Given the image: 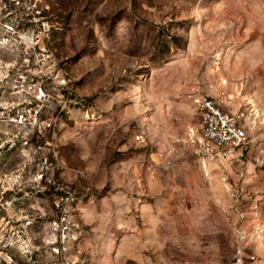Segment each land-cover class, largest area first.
<instances>
[{"label": "rangeland", "instance_id": "rangeland-1", "mask_svg": "<svg viewBox=\"0 0 264 264\" xmlns=\"http://www.w3.org/2000/svg\"><path fill=\"white\" fill-rule=\"evenodd\" d=\"M195 81L264 132V0H0V264H264L252 192L221 232L181 234L216 211Z\"/></svg>", "mask_w": 264, "mask_h": 264}, {"label": "built area", "instance_id": "built-area-1", "mask_svg": "<svg viewBox=\"0 0 264 264\" xmlns=\"http://www.w3.org/2000/svg\"><path fill=\"white\" fill-rule=\"evenodd\" d=\"M186 98L199 116L195 129L188 133L189 144L196 161L207 169L209 162L219 165L242 159L251 143L249 131L258 124L259 117L254 109H233V98L225 91L222 83L207 82L201 85L192 82L186 91ZM258 120V121H257ZM136 142L143 141L142 134H136ZM162 150L156 156H162ZM242 241V235H238ZM242 247L238 246L236 260H241Z\"/></svg>", "mask_w": 264, "mask_h": 264}, {"label": "crops", "instance_id": "crops-1", "mask_svg": "<svg viewBox=\"0 0 264 264\" xmlns=\"http://www.w3.org/2000/svg\"><path fill=\"white\" fill-rule=\"evenodd\" d=\"M242 103L239 102V105ZM249 134L251 143L242 159H234L231 161L232 164H226L223 168L211 163L207 164L209 180L206 187H208L210 196L202 198H204L203 203L206 202V206L209 204L207 199L211 198V204L216 205V211L210 214L204 209L195 217L192 213H186L184 220L181 221L182 227H180V230L183 229L181 234L185 238L195 233L202 237L199 240L202 242L209 235L221 232L226 218L222 210H228V206L232 207L235 201L234 197L238 196L239 192L242 198L247 196L245 191H249L256 199H262L260 202L264 201V132H259L257 129L255 132L249 131ZM214 212L216 213L213 214ZM230 216L233 220H237L234 213H230ZM176 222L179 221L176 220ZM159 232L160 226L156 224V233Z\"/></svg>", "mask_w": 264, "mask_h": 264}]
</instances>
